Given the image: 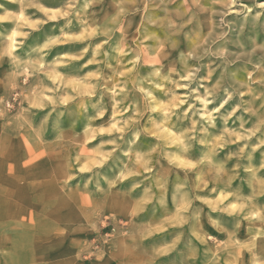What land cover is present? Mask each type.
Wrapping results in <instances>:
<instances>
[{
  "label": "rangeland",
  "instance_id": "obj_1",
  "mask_svg": "<svg viewBox=\"0 0 264 264\" xmlns=\"http://www.w3.org/2000/svg\"><path fill=\"white\" fill-rule=\"evenodd\" d=\"M5 15L0 264H264V0Z\"/></svg>",
  "mask_w": 264,
  "mask_h": 264
},
{
  "label": "bare ground",
  "instance_id": "obj_2",
  "mask_svg": "<svg viewBox=\"0 0 264 264\" xmlns=\"http://www.w3.org/2000/svg\"><path fill=\"white\" fill-rule=\"evenodd\" d=\"M116 39H117V38H116ZM186 48H187V47H186ZM162 49H163V48H162ZM162 49H161V50H162ZM177 49H178V48H177ZM159 50H160V49H159ZM179 50H180V49H179ZM146 51H147V50H146ZM150 53H151V52H150ZM150 53H149V54H150ZM161 53H162V52H161ZM146 54H147V53H146ZM164 54H165V53H164ZM169 54H170V53H169ZM172 54H173V53H172ZM167 56H169V55H167ZM167 56H166V57H167ZM144 61H145V59H144ZM144 61H143V62H144ZM168 61H169V60H168ZM157 62H158V61H157ZM157 62H156L155 59H153V60H151L150 62H148V64L150 63V64H152L153 66H156V63H157ZM157 65H158V64H157Z\"/></svg>",
  "mask_w": 264,
  "mask_h": 264
},
{
  "label": "clouds",
  "instance_id": "obj_3",
  "mask_svg": "<svg viewBox=\"0 0 264 264\" xmlns=\"http://www.w3.org/2000/svg\"><path fill=\"white\" fill-rule=\"evenodd\" d=\"M9 19V15H5V16H3V17H0V22H2V21H7ZM179 237H177V239H178Z\"/></svg>",
  "mask_w": 264,
  "mask_h": 264
}]
</instances>
